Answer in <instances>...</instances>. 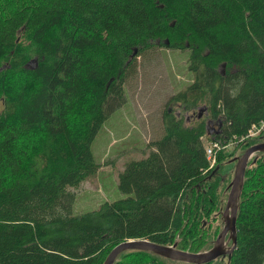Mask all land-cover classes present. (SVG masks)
I'll list each match as a JSON object with an SVG mask.
<instances>
[{
	"label": "trees",
	"instance_id": "obj_1",
	"mask_svg": "<svg viewBox=\"0 0 264 264\" xmlns=\"http://www.w3.org/2000/svg\"><path fill=\"white\" fill-rule=\"evenodd\" d=\"M154 47L188 53L192 81L168 100L178 113L163 112L150 153L119 173L125 198L73 215L72 189L98 170L92 144ZM262 122L264 0H0V264H104L128 240L205 252L223 185L264 130L240 139ZM212 142L223 149L210 169ZM254 155L227 264H264V153Z\"/></svg>",
	"mask_w": 264,
	"mask_h": 264
},
{
	"label": "rangeland",
	"instance_id": "obj_2",
	"mask_svg": "<svg viewBox=\"0 0 264 264\" xmlns=\"http://www.w3.org/2000/svg\"><path fill=\"white\" fill-rule=\"evenodd\" d=\"M151 50L137 58L135 75L129 78L124 86V104L102 125L92 144L91 151L98 170L78 189H72L76 192L73 215L96 210L104 202L125 198L117 188L119 173L128 162L141 160L150 153L151 149L148 147L150 143L158 140L163 134V112L168 110L174 114L178 113L177 106L168 103V100L192 81V75L188 71V53L164 47H154ZM34 60L36 59L30 60L29 69L34 67ZM199 110L200 108L195 112L199 114ZM193 113L194 111L187 112L184 116L189 117ZM208 129L210 134L214 131L212 126ZM242 148L235 149L236 154L240 155ZM227 178L232 180L233 174L232 177ZM226 186L227 184L223 185L225 188L221 197V206H218L219 210L216 212L220 215L214 213L216 215L208 218L212 230L217 229L216 236L224 225L222 214L229 194ZM216 236L214 238L211 236L207 244L204 238L205 242L200 243L201 251L204 247L205 250L210 249L214 245ZM142 255L145 254L125 252L121 257L119 256L118 263L126 264L125 258L126 261H133L134 264L152 261ZM155 256L157 264H187L159 255ZM211 264H227V261L221 262L218 259Z\"/></svg>",
	"mask_w": 264,
	"mask_h": 264
},
{
	"label": "water",
	"instance_id": "obj_3",
	"mask_svg": "<svg viewBox=\"0 0 264 264\" xmlns=\"http://www.w3.org/2000/svg\"><path fill=\"white\" fill-rule=\"evenodd\" d=\"M168 45V42L166 43ZM137 54V49L134 48L133 53L130 55L132 59ZM36 62V60H34ZM204 107L199 110V118L202 116ZM258 152L264 153V143L256 144L249 147L245 153L237 160V165L234 169L233 179L228 185L229 189L228 198L226 201L225 209L223 212L224 227L217 236L213 247L209 251L202 253H187L179 251L173 246H159L152 244L148 241H134L128 240L120 243L116 246L107 257L104 264H113L117 256L125 251H149L161 257H164L173 261L185 262L188 264H208L221 256L228 255L231 257L232 252L235 250L237 245L236 239V214L238 209V201L243 185L244 173L248 164V161L252 156ZM229 233V239L232 241V247L230 250L225 251V237Z\"/></svg>",
	"mask_w": 264,
	"mask_h": 264
},
{
	"label": "built area",
	"instance_id": "obj_4",
	"mask_svg": "<svg viewBox=\"0 0 264 264\" xmlns=\"http://www.w3.org/2000/svg\"><path fill=\"white\" fill-rule=\"evenodd\" d=\"M264 129V123H260V125H252L251 128L248 130L247 135L245 138H242L240 140L248 139V138H254L258 136ZM223 149V145H221L218 142H212L210 143L206 148V157L207 161L209 163V168L212 169L217 161V153Z\"/></svg>",
	"mask_w": 264,
	"mask_h": 264
},
{
	"label": "flooded vegetation",
	"instance_id": "obj_5",
	"mask_svg": "<svg viewBox=\"0 0 264 264\" xmlns=\"http://www.w3.org/2000/svg\"><path fill=\"white\" fill-rule=\"evenodd\" d=\"M156 43L158 44L159 42L156 41ZM263 130H264V129H263ZM222 219H223V223H224L223 215H222ZM223 227H224V225H223ZM222 229H223V228H222ZM221 231H222V230H221ZM221 231H220V232H221ZM220 232H219V233H220ZM219 233H218V235H219ZM218 235H217V236H218ZM217 236H216V239H217ZM215 241H216V240H215ZM213 243H214V242H213ZM224 243H225L224 250H225V251L230 250L231 247H232V241H231V239H229V233L226 235ZM212 247H213V245H212ZM212 247H211V248H212ZM211 248H210V249H211ZM210 249H208V250H206V251H209ZM201 253H202V252H201ZM218 259H220L221 262H222V261H224L225 259H226V261H227V260H229L230 258H229L228 255H225V256H221V257H219ZM218 259H216V260H218ZM216 260H214V261H216ZM214 261H212V262H214ZM212 262H210V263H212Z\"/></svg>",
	"mask_w": 264,
	"mask_h": 264
}]
</instances>
